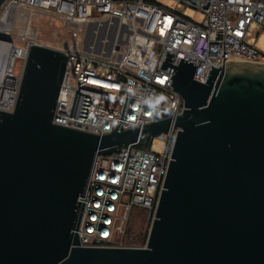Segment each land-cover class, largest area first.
<instances>
[{"label":"water","instance_id":"obj_1","mask_svg":"<svg viewBox=\"0 0 264 264\" xmlns=\"http://www.w3.org/2000/svg\"><path fill=\"white\" fill-rule=\"evenodd\" d=\"M166 55L184 111L124 130V89L119 126L99 135L53 123L69 54L30 46L16 104L0 109V264H264V64L223 60L202 83L198 64ZM174 127L145 246H81L98 156Z\"/></svg>","mask_w":264,"mask_h":264},{"label":"built area","instance_id":"obj_2","mask_svg":"<svg viewBox=\"0 0 264 264\" xmlns=\"http://www.w3.org/2000/svg\"><path fill=\"white\" fill-rule=\"evenodd\" d=\"M45 18L55 25L44 35L38 21ZM112 19L129 27L127 43L109 56L85 50L88 24ZM0 35L10 38H0V109L13 110L30 46L41 44L69 54L53 123L101 135L119 126L124 89V130L184 111L174 73L161 68L167 51L174 54L169 63L198 64L194 79L202 83L223 60L224 67L226 60L264 64V0H7ZM177 130L148 138L146 148L138 139L98 156L78 229L81 246L142 247L127 243L132 212L154 217Z\"/></svg>","mask_w":264,"mask_h":264},{"label":"rangeland","instance_id":"obj_3","mask_svg":"<svg viewBox=\"0 0 264 264\" xmlns=\"http://www.w3.org/2000/svg\"><path fill=\"white\" fill-rule=\"evenodd\" d=\"M157 1L163 4L169 3V0H157ZM38 22L40 24V27L43 28L44 30V35L47 32V30L50 29V26L55 25V20L50 19V18H45ZM110 23H112L111 25L112 37L110 38L107 37L108 43H110L109 40L111 41L114 37V39L112 40L113 45L117 43H118L117 45L119 46L125 45L127 43L126 37L129 34V27L117 20H112L110 21ZM106 25L107 27H110L108 26V24ZM106 25L104 23V26ZM91 35L93 36L92 33ZM42 40L45 43H48L46 42V39L44 37ZM48 44H50L51 46L53 43H48ZM102 45H106V44L102 43ZM147 142H148V138L143 139L142 142L138 146L141 148H146ZM152 220H153V217H149L146 211L142 210L141 208H134L132 212V220H131V225H130L131 232L127 236V243L133 246H144L147 241V237H148V233L151 227Z\"/></svg>","mask_w":264,"mask_h":264},{"label":"bare ground","instance_id":"obj_4","mask_svg":"<svg viewBox=\"0 0 264 264\" xmlns=\"http://www.w3.org/2000/svg\"><path fill=\"white\" fill-rule=\"evenodd\" d=\"M106 24H108V23H105V25ZM111 25H112V23H109L108 26H110V27H107V25L104 26L103 22H91L88 24L86 40H85L84 46L86 49L89 50V52L99 54V55H103V56H107L111 52H113L114 46L116 45V44L113 45V43H112L113 42L112 40L114 39V37L111 41L109 40L110 43H108V38L112 37ZM91 33L93 34V36L91 35ZM128 37H129V35H127L126 40L128 39ZM102 43L106 44V45H102ZM99 44H101V46H102L101 50L97 49ZM160 144H161V142L159 140L155 141V146L157 148L160 147Z\"/></svg>","mask_w":264,"mask_h":264}]
</instances>
